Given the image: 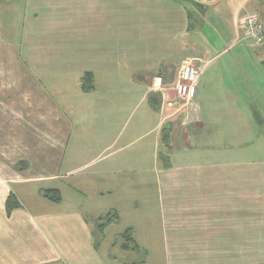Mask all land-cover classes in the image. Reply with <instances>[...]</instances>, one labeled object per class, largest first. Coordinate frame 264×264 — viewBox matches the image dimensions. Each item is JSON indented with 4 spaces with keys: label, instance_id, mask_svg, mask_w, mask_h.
<instances>
[{
    "label": "crops",
    "instance_id": "1",
    "mask_svg": "<svg viewBox=\"0 0 264 264\" xmlns=\"http://www.w3.org/2000/svg\"><path fill=\"white\" fill-rule=\"evenodd\" d=\"M190 1L0 0V264H113L91 217L130 180L125 211L139 220L125 232L139 249L125 252L161 239L170 264H191L223 259L213 244L263 233L264 44L244 23L264 21V0H195L201 13ZM187 62L203 74L182 109L172 89ZM107 84L116 108L100 98ZM88 132L100 133L99 153L77 149ZM150 159L151 173L140 167ZM156 159H166L157 171ZM112 210L105 234L123 220Z\"/></svg>",
    "mask_w": 264,
    "mask_h": 264
},
{
    "label": "rangeland",
    "instance_id": "2",
    "mask_svg": "<svg viewBox=\"0 0 264 264\" xmlns=\"http://www.w3.org/2000/svg\"><path fill=\"white\" fill-rule=\"evenodd\" d=\"M189 1V0H188ZM191 5L194 7V9L196 10V12L201 13V9H200V4L198 2H196L195 0H191L190 1ZM111 84H107V87L105 89L106 85L102 86V89L100 90V98H102V96L105 98V94L107 95V100L105 101L108 105V107H115L116 108V104H117V100H115V95L112 93V89L110 87ZM172 86V85H171ZM171 89V88H170ZM174 90V88L172 89ZM171 90V91H172ZM170 91V90H169ZM115 92V90H114ZM175 92V90H174ZM102 95V96H101ZM172 95L175 97L176 93H172ZM98 99V98H97ZM129 101H126V99L124 101H118V107L119 104L123 103L124 108L129 106V103L131 102V99H128ZM177 107H183L182 105H175ZM107 107V108H108ZM115 108H108V109H115ZM100 133L95 132V133H85V138L81 141L80 147H78L77 149L80 150V152L84 149L81 145L85 144L86 146L91 145L92 151L96 150L95 148L97 147V153L100 152L101 150V146H100ZM98 137V138H97ZM74 139L71 142V145L69 146L68 151H70L71 149L74 148ZM73 146V148H72ZM88 147V148H89ZM67 150V149H66ZM67 152V151H66ZM129 159H125V161H127ZM166 159H156L155 163L156 165H154V167L156 168V171L158 170L159 167H162L163 164H165ZM141 169L143 170V168L146 169V171L150 170L151 173V169L153 167L152 164V159L149 160V162L146 160L144 162H141L140 165ZM129 179L131 178H135L134 176L132 177H128ZM126 179H123V182ZM103 182V181H102ZM100 180L95 181V183H97L96 186H99V184L102 183ZM137 182V181H136ZM135 183V180L132 181L130 180V186H127V182H125V186H124V190H118L115 192V194H113L112 196H110L107 200L108 202H106L103 205H96L100 207L97 209V213H99V215L97 217H104L107 218L104 221H96L93 220V217H91V222H92V226H93V232L95 235V242L96 244H98L100 246V251L103 255H105L107 257V259H109L111 261V263L113 264H141L142 262H144V264H170L171 261L167 260L165 258V251L163 250L164 246L163 244H161V239H157L156 241V249L153 252L150 253H144L142 250H140V252H125L122 250L123 248L128 247V249H131L135 247V245L133 243H131L130 241H128V239H123L122 238V234L125 233V230L128 228V226H130V224H134L137 220H135V218H133V216L131 215V213L129 211H125V209L131 208L128 207L126 208V205L128 204V201H130L131 203L133 202V193L134 192H130L131 191V184ZM141 185V184H139ZM142 186V185H141ZM141 186H138L139 188V194H135L134 196V201L137 202V208L140 209V213H143L144 211L147 212V209H145L144 207V202L146 199L145 196V186L142 189ZM152 189V187H150V190ZM78 190L85 193L84 195H82V199L85 203H91V197L88 193V191H82L80 190V188L78 187ZM47 191V190H44ZM44 197V194H42ZM55 194H52V197ZM94 199V198H93ZM147 200H149V205L152 206L153 211L156 212V207L158 205V199H157V195L154 196H149L147 198ZM84 202L83 205H84ZM113 209V210H112ZM117 209L121 210V213L125 211V213L123 214V220L119 223L114 225V227H111L108 232L103 233L104 232V228L106 227L107 221L112 220V218L109 215V213L112 211H115ZM116 214H118V218L120 216L119 212ZM259 214L260 213H255L253 212V215H257V218H259ZM156 215V213H155ZM108 216V217H107ZM258 221V220H257ZM153 223V226L155 229L153 230L152 235L160 238L162 237V233L160 231L159 228V215L158 217L155 219V222L151 221L150 225ZM253 223L257 224L256 222L253 221ZM258 223H260V220L258 221ZM102 224H104L105 226H101ZM261 231L259 230V228H253L252 231V242L249 244H230V243H221V244H213V248L216 251H219V253L221 255H223V259H219V260H215V259H207V260H191L189 261L191 264H264V231L261 234ZM106 235V236H105ZM101 243V244H100ZM113 246V247H112ZM149 246H152L151 244H149ZM228 256V257H226ZM234 256V257H231ZM177 264H181V262H187V261H175Z\"/></svg>",
    "mask_w": 264,
    "mask_h": 264
},
{
    "label": "built area",
    "instance_id": "3",
    "mask_svg": "<svg viewBox=\"0 0 264 264\" xmlns=\"http://www.w3.org/2000/svg\"><path fill=\"white\" fill-rule=\"evenodd\" d=\"M244 25L250 39L258 45L264 44V21L251 16L245 20ZM202 74L203 67L200 63L187 62L182 65L174 88L177 97L175 105L189 107L196 97Z\"/></svg>",
    "mask_w": 264,
    "mask_h": 264
},
{
    "label": "trees",
    "instance_id": "4",
    "mask_svg": "<svg viewBox=\"0 0 264 264\" xmlns=\"http://www.w3.org/2000/svg\"><path fill=\"white\" fill-rule=\"evenodd\" d=\"M200 4V3H199ZM84 86V89L85 90H90L91 89V85H90V83H88V84H85V85H83ZM55 194L53 197H52V194ZM42 194H44V197L45 198H47V199H49V200H51V201H53V202H56V203H58V202H61V194L59 193V191H55V190H47V191H42ZM9 206H10V204H9ZM108 216H110L111 218H112V220H110V221H107V223H105V224H111V223H113V222H117L118 220H119V218H118V214H116L115 212H110L109 213V215ZM107 216V217H108ZM105 219H107V218H104V217H100L99 219H98V221H104ZM101 226H105L104 224H102ZM122 238L123 239H128V241H130L131 243H133L134 245H135V247H134V249H139V247H138V245L136 244V242L134 241V234H133V231L131 230V229H128L125 233H123L122 234ZM124 249H128V247H126V248H124Z\"/></svg>",
    "mask_w": 264,
    "mask_h": 264
},
{
    "label": "water",
    "instance_id": "5",
    "mask_svg": "<svg viewBox=\"0 0 264 264\" xmlns=\"http://www.w3.org/2000/svg\"><path fill=\"white\" fill-rule=\"evenodd\" d=\"M196 1H198L200 3H206V2H209V1H213V0H196Z\"/></svg>",
    "mask_w": 264,
    "mask_h": 264
}]
</instances>
